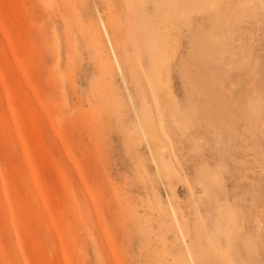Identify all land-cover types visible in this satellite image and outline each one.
Segmentation results:
<instances>
[{
    "label": "rangeland",
    "instance_id": "1",
    "mask_svg": "<svg viewBox=\"0 0 264 264\" xmlns=\"http://www.w3.org/2000/svg\"><path fill=\"white\" fill-rule=\"evenodd\" d=\"M0 264H264V0H0Z\"/></svg>",
    "mask_w": 264,
    "mask_h": 264
},
{
    "label": "bare ground",
    "instance_id": "2",
    "mask_svg": "<svg viewBox=\"0 0 264 264\" xmlns=\"http://www.w3.org/2000/svg\"><path fill=\"white\" fill-rule=\"evenodd\" d=\"M171 163V162H170ZM172 164V163H171Z\"/></svg>",
    "mask_w": 264,
    "mask_h": 264
}]
</instances>
